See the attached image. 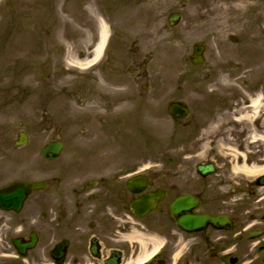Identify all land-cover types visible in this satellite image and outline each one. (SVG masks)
Wrapping results in <instances>:
<instances>
[{
  "label": "flooded vegetation",
  "instance_id": "1",
  "mask_svg": "<svg viewBox=\"0 0 264 264\" xmlns=\"http://www.w3.org/2000/svg\"><path fill=\"white\" fill-rule=\"evenodd\" d=\"M162 1L172 0H63L62 7L74 5L76 21L90 37H80L81 61L93 59L100 26L107 30L92 67L96 72L86 74L159 80L155 57L161 26L171 42L182 27L187 32L197 28L187 61L196 50L201 64L190 65L202 67L207 30L216 17L212 2L190 0L186 8L181 1L171 8L165 4L163 10ZM63 9L66 14L67 7ZM140 26L150 35L144 39L136 33L121 59L135 61L141 41H147L143 67L115 71L114 39L126 27ZM229 36L237 40V56L220 71H205L219 80L215 87L189 89L188 117L173 118L169 129H159L151 161L145 153L120 151L61 152L59 158L45 160L42 211L28 209L21 215L38 191L30 192L19 212L0 206V264H264V102L254 116V94L261 92L264 100V70L254 71V31L251 41ZM148 58L150 72L144 67ZM148 88L141 86L139 96ZM173 101L185 102L173 96L167 109ZM168 115L172 117L169 109ZM114 117L106 124L115 135L126 125ZM2 172L1 167L0 194L12 182H34L3 184ZM137 176L145 181L131 187L129 181ZM135 202L143 206H135L139 215Z\"/></svg>",
  "mask_w": 264,
  "mask_h": 264
},
{
  "label": "rangeland",
  "instance_id": "2",
  "mask_svg": "<svg viewBox=\"0 0 264 264\" xmlns=\"http://www.w3.org/2000/svg\"><path fill=\"white\" fill-rule=\"evenodd\" d=\"M181 1L186 3V8L191 7L192 0L162 1L160 5L165 10V4L171 8ZM210 1L211 13L216 17L207 30L208 51L202 67H192L187 61L191 44L198 39V29L187 32L182 27L177 41L171 42L169 33L161 26L158 31L161 42H156L161 46L160 53L155 57L156 61L160 60L159 80H129L126 75L89 76L87 72L96 70L84 69L87 64L82 68L74 66L84 49L80 37L82 40L90 37L76 21L73 4L62 7L63 0H0L2 183L20 179L43 181L47 163L39 150L52 140L64 143V153L120 151L145 153L152 160L158 151L159 129L172 126L167 102L174 96L187 103L191 87L204 90L215 87L214 82L219 80L208 72L220 71L219 67L229 58L237 56L239 45L237 40L230 41L229 35L244 36L251 41L249 35L254 31V71L264 70V0ZM66 7L68 11L64 14L62 10ZM120 26L117 24L118 30ZM142 31L141 26L126 27L114 39L115 71L143 67L142 55L149 52L147 41H141L135 61L121 59L132 48L136 33L144 39L150 35ZM212 34L216 37H210ZM145 61L144 67L150 72L152 61L149 58ZM145 84L149 88L140 97L139 91ZM261 94L258 91L254 98ZM112 104L116 105L112 107ZM111 114L115 115V121L120 119L126 125L119 134L114 135L106 124ZM18 131H25L29 137L23 148L13 146ZM262 146L259 144V149ZM43 198L42 191L36 192L34 203L31 200L26 205L22 217L28 209L41 212ZM36 219L40 218L36 216Z\"/></svg>",
  "mask_w": 264,
  "mask_h": 264
},
{
  "label": "water",
  "instance_id": "3",
  "mask_svg": "<svg viewBox=\"0 0 264 264\" xmlns=\"http://www.w3.org/2000/svg\"><path fill=\"white\" fill-rule=\"evenodd\" d=\"M196 56H197L196 59H194V60L191 59L192 62H194V63L200 62V58L198 57V52H197ZM170 109H171L172 114L176 117L187 116L186 108L180 107L177 104H172ZM25 143H26L25 134L19 133L18 140L15 142V145L20 146V145H23ZM61 148H62V144L59 142L49 143L47 146H45L44 148L41 149V155L48 160L55 159L59 156ZM140 181H137V182H140ZM42 187H43L42 183H35V184L14 183L9 188H6L2 194H0V206L3 209H14L15 211H19L21 206H22L24 199L30 193V191L31 190H37V189H40ZM133 205H134V208L136 205H137V208L140 207V204L138 202L134 203ZM137 208H135V209H137ZM215 221H216L215 219H210L211 223H214Z\"/></svg>",
  "mask_w": 264,
  "mask_h": 264
},
{
  "label": "bare ground",
  "instance_id": "4",
  "mask_svg": "<svg viewBox=\"0 0 264 264\" xmlns=\"http://www.w3.org/2000/svg\"><path fill=\"white\" fill-rule=\"evenodd\" d=\"M105 34H106V28L104 25H101L100 26V39H99V42L98 44L96 45L94 51H93V59L90 60V61H87L85 62V64H92L96 61V59L99 57L100 53H101V48H102V45H103V42L105 40ZM75 61V60H74ZM84 63H78V61L76 60L74 66H79V67H83L85 65ZM73 66V65H72ZM261 96L257 95L255 98H254V112L258 109L259 107V104L261 102Z\"/></svg>",
  "mask_w": 264,
  "mask_h": 264
}]
</instances>
